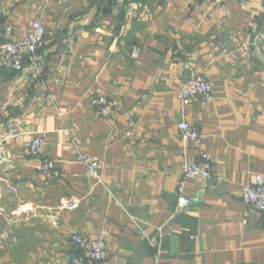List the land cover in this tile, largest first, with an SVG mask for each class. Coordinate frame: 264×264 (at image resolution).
<instances>
[{
  "label": "crops",
  "instance_id": "0c3cea01",
  "mask_svg": "<svg viewBox=\"0 0 264 264\" xmlns=\"http://www.w3.org/2000/svg\"><path fill=\"white\" fill-rule=\"evenodd\" d=\"M141 1L121 21L119 0H0L1 41L46 29L39 75L0 71V264H69L73 234L106 239L99 264H264V216L241 197L264 173V0ZM197 74L213 102L178 98ZM98 95L115 104L107 118ZM12 120L24 141L2 143ZM182 121L198 141L182 140ZM36 136L40 158L26 148ZM203 153L214 178L187 180L180 210L184 166Z\"/></svg>",
  "mask_w": 264,
  "mask_h": 264
},
{
  "label": "built area",
  "instance_id": "2783aa9c",
  "mask_svg": "<svg viewBox=\"0 0 264 264\" xmlns=\"http://www.w3.org/2000/svg\"><path fill=\"white\" fill-rule=\"evenodd\" d=\"M242 3L246 0H237ZM120 6L130 18L138 14L142 8L141 0H119ZM46 46V29L39 21H35L28 35L19 41H1L0 40V71L21 72L28 65L29 72L33 75H39L43 68L42 51ZM141 50L135 48L134 57H139ZM178 98L183 101L201 99L205 103L214 101V90L212 83L203 75L197 74L185 83L177 92ZM92 104L97 107L104 118L112 114L115 106L106 95H98L92 98ZM178 130L181 138L185 142H195L200 138L199 130L188 123L182 121L178 124ZM64 134L69 136L70 132L64 130ZM25 133L20 130L17 121L12 120L7 124V130L2 143L7 140L23 142ZM44 141L42 137L36 136L26 143V148L32 157L40 158L42 155ZM79 161L84 165L87 175L97 183H102V164L91 156L82 155ZM0 155V165H1ZM40 170L48 178H58L60 172L56 164L49 159H41ZM214 178L213 162L208 154L203 153L201 160L194 163H186L183 169V179L179 188V209L184 210L193 204V200L183 195L182 190L185 182L189 179H199L203 181H212ZM241 197L244 203L264 216V173L255 175L254 182L244 185ZM76 205L71 206L74 208ZM58 219L55 218L53 225L57 226ZM150 241V240H149ZM72 244L81 250V254L70 259L69 264H99L107 259L108 244L106 239H92L86 235L73 234ZM152 243V241H150ZM158 255V254H157Z\"/></svg>",
  "mask_w": 264,
  "mask_h": 264
},
{
  "label": "water",
  "instance_id": "95a60500",
  "mask_svg": "<svg viewBox=\"0 0 264 264\" xmlns=\"http://www.w3.org/2000/svg\"><path fill=\"white\" fill-rule=\"evenodd\" d=\"M107 6H108V9L107 12L111 13L113 11L112 7H111V3L108 2L107 3ZM120 12H119V19H121V21H124L125 20V12H124V9L122 7L119 8Z\"/></svg>",
  "mask_w": 264,
  "mask_h": 264
}]
</instances>
